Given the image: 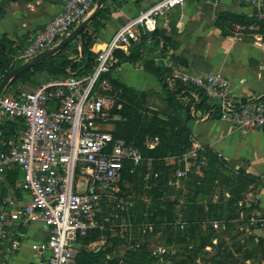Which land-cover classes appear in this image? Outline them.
Returning <instances> with one entry per match:
<instances>
[{
	"label": "built area",
	"instance_id": "built-area-1",
	"mask_svg": "<svg viewBox=\"0 0 264 264\" xmlns=\"http://www.w3.org/2000/svg\"><path fill=\"white\" fill-rule=\"evenodd\" d=\"M187 0H159L123 24L100 49L92 72L52 77L19 96H0V247L9 243L13 251L20 249V228L30 222L42 220L49 227L45 244H33L40 258L27 264H81L78 261L81 238L95 229H105L110 217L101 211L102 194L98 189L121 191L130 189L125 182V169L134 173L145 167L144 181L159 172L153 171V158L146 157L133 144L115 138L110 127L113 86L106 75H113L111 60L116 50L125 52L133 43L154 32L159 20L174 7L185 5ZM218 6L221 0H207ZM242 4L264 11V0H239ZM98 0H64L62 10L46 25L36 28L28 36V44L19 59L28 61L49 47L58 38L67 36L73 27L86 18L96 7ZM176 74L186 86L203 90L214 107L201 119L217 115L218 119L237 130L264 131V95L243 97L237 94L231 81L219 72H189L179 69ZM191 91L199 101L197 90ZM22 120L25 128L10 141L5 139L4 127ZM158 138L150 146H155ZM205 149L202 143L192 139L191 148L181 155L164 158L166 165L174 168L168 185L179 189L182 179L192 167L204 164L196 160ZM17 166L21 168V187L29 193L26 203L7 197L4 185L7 174ZM86 180L87 190H78V178ZM123 184V185H121ZM127 191V190H126ZM125 191V192H126ZM130 199V198H129ZM121 198L112 209L111 217L124 230L132 224L123 215L131 200ZM264 235V213L251 218ZM180 229H186L182 216L177 220ZM216 229L218 221L213 222ZM152 231V225H144L143 232ZM142 243L139 242L138 246ZM95 251L102 245L89 244ZM45 252L47 254H45ZM175 253L166 244L150 247V255L159 264L170 263ZM169 255V256H168ZM119 257L118 261H112ZM0 264H11L0 259ZM104 264H133L124 254H108Z\"/></svg>",
	"mask_w": 264,
	"mask_h": 264
},
{
	"label": "trees",
	"instance_id": "trees-1",
	"mask_svg": "<svg viewBox=\"0 0 264 264\" xmlns=\"http://www.w3.org/2000/svg\"><path fill=\"white\" fill-rule=\"evenodd\" d=\"M108 2L101 8L100 12L91 21V24H93V22L97 23L98 21L101 24L104 23L102 20L103 14L110 13ZM235 24H258L260 32L264 34V18L258 20L245 17L241 13L222 12L215 20V25L221 30L223 36L230 35L226 28H231ZM75 27L76 25L73 29H75ZM95 31L87 25L75 39L76 44L77 41H80V51L78 47H75L73 48L74 50H72V42H70L54 54L56 58H53L54 56H52L49 60L41 61L16 75L12 81L9 82L6 89L8 88L10 90V88L16 86V84L26 83L28 81L36 82L37 86L34 87L36 88L52 77L67 76L69 75V72L76 74L92 72L96 64V55L100 49L104 48V46L99 49L94 48L96 45L93 36ZM149 40H152V51H159V54L166 57L174 68L180 67L183 59L172 53V50L177 47V43L173 42L171 36L161 32L159 27H157L154 32L142 37L138 45V51L128 50L125 52L120 49L116 50L111 60L112 69L116 71L117 68L126 62H130L133 66L138 67L137 60L142 58V55L146 50V44ZM10 49L11 47L9 48L5 46L4 51L1 54V81L11 70L19 66V64H13V55H11L12 53L10 52ZM68 49L72 50V57L66 55ZM144 63V66L155 73L162 82L163 91L161 95H163L166 105L165 116L161 115L160 109L150 107L148 104L147 100L149 95L155 91L136 89L135 87L123 83L118 77L109 74L106 76L110 79L113 91L116 92L120 99L116 104L114 111L124 117L123 120L121 119L116 122V127L112 133L115 138L124 139L128 143L133 144L144 156L153 158V171H157L160 174L157 178L152 176L150 180L144 181L143 177L146 173V168L144 166L137 168L134 173L129 172V169H125L123 179L125 182L130 183L131 187L130 189H126L124 186H121L117 201H120L122 197L125 198V200L129 198V200H131V194L129 195V193L131 189L134 190V187L138 184L141 191H147L148 194L151 195L150 202L142 203L140 205V203L132 201L133 204L129 206L127 211H123V215L131 222V224L140 226L141 232L145 236H153V234L160 231L161 233L168 235V238L165 237V240L173 242L170 236L171 233H174L175 241L185 242V239L187 240L190 238V236L193 235V231L196 228L203 226V224H211V228L216 230L213 226V222L216 221L215 218H220L221 216L219 215V210L222 208L221 205L213 200L209 205L208 203L201 202L204 197L211 194V191L206 189L207 182H212L213 194V186L215 185L216 178L215 175L212 174L211 181L210 177H208L210 172H206V174L201 177L195 173L191 175L192 172L190 171L188 172V175L182 179V186L175 191L174 188L168 185L169 176L174 168L166 165L164 158L170 155H181L191 148L193 128L190 122L199 121L205 112L211 111L214 105L210 102L209 97L203 90L186 86L181 80V77L172 72L171 67L163 69L162 66H155V59L148 56H145ZM49 67H51L52 70L46 77H43L44 79L40 83L34 79L36 72ZM68 68H70L69 71ZM172 79H175L174 85L170 82ZM194 89L197 90L199 96V101L197 102L191 94V91ZM13 95L19 96L18 94ZM120 104L121 108L118 109L117 106ZM140 109L151 113V115H143L140 112ZM214 118L218 117L217 115L212 114L209 119ZM7 127H4L5 139L7 141L11 138L17 137L20 133L19 130L25 128L22 120L17 121L12 125L9 124ZM148 138H158V143L152 147L147 144ZM201 154L203 157L207 155L208 163L212 166H215V163L221 160L220 157L208 147H205ZM199 160L202 161L203 159L200 158ZM205 163L206 159H204V164ZM7 176L9 177L11 184L15 186L17 179L22 176L21 168L17 166L11 172H8ZM246 176L252 177L248 174H246ZM252 178L255 179V177ZM122 190L127 191L123 193ZM223 196L224 199L227 200L230 198L225 195ZM239 200L240 198L237 196L231 197L228 200V205H230V207L234 204L237 205ZM225 206H227V204ZM180 216H182L183 220L187 222L186 229L184 230L180 229V226L177 224V220ZM255 216L257 217L258 215L256 214ZM234 218L235 217L229 219ZM209 219H212V221ZM221 224L222 226H225L222 222ZM144 225H152L153 230H147L146 233H144ZM224 228L225 227H223V230ZM256 229V225L253 224V229H251L252 234L259 240V245L262 247L264 256V235H258ZM108 230V227L105 229L95 228L88 236L81 238L82 246L80 253L78 254V261L81 264H104L108 254H115L118 244L117 241H122V239H116V241H114L109 247H104V245H102L103 247L101 246L99 251L87 248L89 244L99 241V238L104 236V233L108 232ZM207 243L208 239L204 236L202 238V246ZM138 244L139 242L132 241L131 247L126 250L124 258L127 262L133 264H148V262L151 261L153 264H159L158 261L150 255L149 243H142L139 246ZM176 255L177 253L175 252L168 256L172 260ZM118 259L119 257H116V259L112 261H118ZM190 264H195V262L191 261Z\"/></svg>",
	"mask_w": 264,
	"mask_h": 264
},
{
	"label": "crops",
	"instance_id": "crops-1",
	"mask_svg": "<svg viewBox=\"0 0 264 264\" xmlns=\"http://www.w3.org/2000/svg\"><path fill=\"white\" fill-rule=\"evenodd\" d=\"M158 1H109L110 13L103 14L104 23L101 24L99 21L93 22V24L89 23V27L96 30L93 34L96 44L94 48L103 47L123 24ZM237 2L240 1L221 0L218 6H214L207 0H187L185 5L174 7L161 18L158 27L161 32L171 36L173 42L177 43V47L172 50V53L183 59L179 67L181 70L194 73L219 72L230 79L232 88L237 94L243 97L264 95V41L244 34L223 36L221 30L215 25L218 15L228 10H234V5ZM63 4L64 0H0V48H2L0 55L5 46L11 47L10 52L13 57L19 46L24 49L28 44L29 34L52 20L62 10ZM236 12L240 13V11ZM184 15L187 16V20L182 22L181 19ZM79 23L76 24V27ZM65 37L58 38L53 47ZM138 45L139 42L134 43L129 50L138 51ZM151 45L152 40H149L142 58L137 60L138 67L133 66L130 62L123 63L115 71V76L122 81L121 73L124 69L142 70L145 79L149 81L148 87L135 88L146 91L153 90L161 94L163 91L162 82L155 73L144 66L145 56L154 58L155 66H162L163 69L171 67L174 73L179 68H174L166 57L159 54V51H152ZM73 46L81 50L80 41H77V44H72L71 48ZM71 51L68 49L66 55L72 57ZM21 53L12 60L14 65L26 62L19 59ZM52 56L54 54L44 58L43 61L49 60ZM51 70V67L42 69L35 73L34 78H43ZM174 81L175 79L170 81L172 85H174ZM192 128V139L202 143L204 147L212 149L228 165L233 164L237 170H243L245 174L255 177L258 186L255 191L249 192L252 195L251 202L263 207L264 131L237 130L218 118L193 121ZM4 187L7 197H14L22 203L30 200L29 193L21 187V177L13 186L7 176ZM225 194L230 193L226 192ZM247 206L251 208L253 205L248 202ZM260 213L262 211L258 210L255 214L259 215ZM48 234L49 227L42 220L21 226L20 235L17 237L21 243L20 249L13 251L9 243H6L0 247V259H5L11 264H27L38 260L40 258L39 251L33 249L32 245L45 244ZM97 242L102 245L100 240ZM123 252L122 250V253L115 252V254H123ZM45 254L47 253L45 252Z\"/></svg>",
	"mask_w": 264,
	"mask_h": 264
},
{
	"label": "rangeland",
	"instance_id": "rangeland-1",
	"mask_svg": "<svg viewBox=\"0 0 264 264\" xmlns=\"http://www.w3.org/2000/svg\"><path fill=\"white\" fill-rule=\"evenodd\" d=\"M236 11H240V13L245 17H250L258 20L264 18L263 10L259 11L240 2L235 3L234 10H228L227 12L237 13ZM226 30L228 33H230V35L244 34L254 39H260L264 41V34L260 32L258 24H235L231 28H226ZM75 42L76 41L72 42L71 44H74ZM75 47L76 46H73L71 49L74 50L73 48ZM22 49L23 47L21 46L16 49L17 52L12 60H14V58L19 55L20 52H22ZM1 51L2 48H0V52ZM1 60L2 56L0 57V63H2ZM144 75L145 74L142 70H132L127 68L126 70L124 69L121 73V80L129 86L147 88L149 81L145 79ZM112 76L116 77L115 71ZM43 79L44 78L42 77H38L35 80L40 83ZM18 84L10 88V90L8 88L5 89L3 93L9 95H21L23 92L30 91L35 86H37V83L34 81H28L19 85ZM119 100V96L116 94V92L113 91L110 111L114 119L107 125L110 127L112 132L116 127V122L124 119L121 114L114 111V108ZM147 101L150 107L160 109L161 115L165 116L166 105L163 95L157 92L151 93ZM117 108H121V104L118 105ZM140 112L146 116L151 115V113L143 109H140ZM190 124L192 123L190 122ZM155 140L156 138H148L147 144L150 145L151 143L155 142ZM201 153L198 155L196 160L200 161V158L203 160L206 159V163L204 165L196 164L200 165V167H192V169L190 170L192 172L191 175L195 173L203 177L206 172H210L208 177H210L211 181L212 174L215 175L216 182L213 186V194L212 182H207L206 189H209V191H211V194L207 195V197H204L201 202L208 203L209 205L212 203V200L214 202L217 201V203L221 205L222 208H220L219 210V215H221L220 218L215 219L216 221L220 222V224L221 222L225 224V226H222L221 224L219 229L213 230L211 228V224L208 225V223H206L205 225L203 224V226L196 228L192 233L193 235L190 236V238H188L187 240L185 239V242L175 241L174 233H171L170 236L173 242H168V240H165V237L168 238V235H165L160 231L153 234V236H145L142 234L141 228L138 225L135 226V224H132V226L127 230H124L123 228L117 226L118 221L111 217V213L113 207H115L116 201L119 198V194H102V201L100 204L101 211L105 213L107 217H110V220L107 224V227L109 228L108 232L104 233V236L99 238L102 245H104V247H109L110 245H112V243H114V241H116V239H122V241H117L118 244L116 247V253H122L123 250V254H125L126 250L131 247L132 241H137L145 244L149 243L150 247L154 246L155 244H166L172 247V250L175 251L177 255L174 256L170 263L165 264H190L191 261H194L195 264H264L262 247L259 245V240L253 236L251 230L253 229L251 218L256 215L255 213L258 210L264 212V206L261 207L259 205H256V203L251 202L252 195L249 194L250 191L256 190L258 186L257 180L253 179L252 177L246 176V174L244 175L245 171H238L233 164L228 165V163H226L222 159L217 161L215 163V166H212L208 163L207 155L203 157ZM77 186L78 190L81 192H85L87 190L86 180L84 177L79 176ZM122 192L124 193L125 190H122ZM226 192H229L230 194L226 195ZM129 195L131 196V201L140 203V205L142 203H149L151 198V195L148 194L147 191L143 192V190H140L138 184L136 185V187H134V190L131 189ZM223 195L230 198L237 196L238 198H240V200L237 205L234 204L230 207V205H228V200L230 198H228V200L224 199ZM248 202L252 203L253 206L251 208H248ZM226 204L227 206H225ZM232 217L235 218L229 219ZM209 220L212 221V219ZM223 227H225L224 230ZM204 236L206 237V239H208V243L202 246V238ZM98 244L100 245V243ZM148 264H153V262L149 261Z\"/></svg>",
	"mask_w": 264,
	"mask_h": 264
},
{
	"label": "water",
	"instance_id": "water-1",
	"mask_svg": "<svg viewBox=\"0 0 264 264\" xmlns=\"http://www.w3.org/2000/svg\"><path fill=\"white\" fill-rule=\"evenodd\" d=\"M109 0H98L96 7L94 11L86 17L83 21H81L75 29H73L59 44L56 46H51L45 51L39 53L35 57L31 58L30 60L20 64L19 66L15 67L13 70H11L0 82V96L6 89L7 85L9 84L12 79L21 73L22 71L36 65L37 63L43 61L44 58L49 57L58 51H60L64 46L75 40L81 33V31L89 25V23L95 18V16L100 12L101 8L108 2ZM187 20V16L184 15L181 19L182 22H185ZM99 192L101 194H109V195H115V192L113 190L99 189ZM256 233L258 235H263V232L260 229H256Z\"/></svg>",
	"mask_w": 264,
	"mask_h": 264
}]
</instances>
